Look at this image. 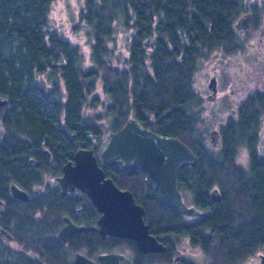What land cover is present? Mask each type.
<instances>
[{"label":"trees","instance_id":"16d2710c","mask_svg":"<svg viewBox=\"0 0 264 264\" xmlns=\"http://www.w3.org/2000/svg\"><path fill=\"white\" fill-rule=\"evenodd\" d=\"M53 1L0 0V96L8 99L0 106V187L16 180L15 175L37 182L28 163L40 155L37 149L45 147L53 156L61 152L58 160H67L80 146H92L85 133L99 130L88 125L104 117L95 113L98 103L88 96L97 87L98 76L103 77L102 90L112 104H106V112L119 118V124L131 108L137 111L142 104L162 113L196 101L193 92H185L204 46L235 49L234 23L244 9L243 0H84L79 23L91 36L87 62L79 48L53 27L49 13ZM118 27L132 30L129 52L123 57L108 48ZM147 38V47L155 38L150 52L145 49ZM42 75H47V84ZM250 102L219 129V148L208 143L210 116L185 115L177 109L161 127L198 157L196 165L183 166L177 173L189 203L203 213L197 221L185 222L183 214L150 189L141 168L135 179H125L151 227L158 233L190 236L206 252L209 264H236L239 258L264 250V154L258 139L264 104L254 110ZM72 132L81 139L75 147L69 141ZM241 148L247 150V168L239 160ZM37 160L45 162V157ZM140 186L145 189L138 191ZM215 188L219 202L211 196ZM49 254V264H63L53 256L56 253Z\"/></svg>","mask_w":264,"mask_h":264},{"label":"flooded vegetation","instance_id":"af4514ba","mask_svg":"<svg viewBox=\"0 0 264 264\" xmlns=\"http://www.w3.org/2000/svg\"><path fill=\"white\" fill-rule=\"evenodd\" d=\"M243 3V12L237 17L235 23L243 15H250L246 28H236L234 23L235 34L238 38L235 41L237 47L229 50L223 44L213 48L204 46V56L199 59L200 62L197 64L194 74L199 69L201 63H205L204 60L214 54L213 58H211L214 61V65L210 67L212 70L210 76L211 78L215 77L214 88H211L210 83H208V92L205 88L198 90L192 78L190 90H187L185 94L191 91L196 95L197 100L182 103V105L186 104L188 106L180 107L173 105L160 113V109L156 110L152 107L144 108L142 104L138 107L137 111L131 108L125 122L119 124V118L114 119L111 113L107 114L106 112V104L112 105L111 103L109 104L110 97L107 93L102 90V93L105 94L104 97L93 94L95 90L88 93L89 98L98 103L96 108H94L95 113L105 117L100 118V120H103L105 128H103V125L100 126L99 122L96 121L99 120L98 118L95 119L94 126L88 125V127H96L99 133H94L92 130L85 133V137L92 145L86 149H92L99 165L104 170L105 177L111 178L120 189H129L125 187V179H135L134 176L139 172L140 168L145 172L144 168L140 163H136L132 170L125 169L121 162H116L112 165L107 164L103 161L101 153L108 145L112 133L119 130L129 119H136L142 127L149 128L155 133L171 136L163 133L161 127L167 125L168 117L172 111L180 109L181 114L185 115H192L194 113L207 115L210 116L209 122H212L208 126L211 130L208 143L213 148H219V129L224 127L229 116H234L241 105H245L247 100H252L250 105L254 110H257L264 104V89L255 86V84L249 86L252 83L251 80L255 79L256 81L259 76L264 75V0H243ZM250 29L254 31L252 30L251 32ZM258 31L259 37L256 43H249L247 39L248 37H252L250 33ZM254 36L257 37V34H254ZM154 42L155 38L150 43L151 47H147L148 38L144 40L145 49L148 52L152 50ZM243 56L246 59L243 60ZM223 59L225 61L220 67L219 63ZM249 62L252 63V67L248 65ZM236 63L240 66L245 65V67H248V80H243L241 75H236V73H240L238 71H227V67L230 64ZM224 86L225 90H229L224 93V95L226 94L224 100L230 98L232 104H235L229 109L226 108L229 100L224 102L222 100L223 95L219 96L217 94L219 89ZM47 98H52L49 92L47 93ZM88 111L90 112V109ZM218 114L223 115L220 120L216 118ZM259 125L261 126L258 136L260 152L262 148L264 150V145L261 144V138L264 134V113L260 116ZM79 137L76 132H72L69 135V141L74 147L79 144L81 140ZM173 137L179 138L178 136ZM27 140L32 142L30 138ZM80 148L83 147L80 146ZM37 151L40 153L37 158L31 157L28 159L29 165L38 176L37 182L23 181L19 176H14L12 172H7L17 179H12L8 182L7 186L0 187V228L6 230L11 235L9 237L0 231V264H49V256L51 255L49 253L53 252L56 253L53 256L60 259L63 264H76L75 257L77 254L84 255L87 259L93 261L94 264H101L99 257L110 254L119 255L117 260H112L114 264L210 263L206 252L202 247L192 243L190 236L178 233H158V230L152 228L150 222L145 219L143 205L137 201L143 207L142 216L144 223L148 225L149 233L165 247L163 250L144 252L138 247L135 238L114 234L103 235L98 229L74 230L65 237L61 236L60 230L68 222L66 218L75 226H95L98 228V219L102 215V211L98 210L97 206L92 203V199L87 192L81 190L79 187H76L74 192L67 191L65 194L61 192L59 177L63 175V167L66 162L71 161L74 163L75 152L67 160L64 157L58 160V157H61V152L53 156L45 147L37 149ZM39 157H45V162L38 161ZM12 184H15L23 191L24 197L13 194ZM149 188L155 190L151 187ZM178 188L184 202L188 206H194L189 203L188 196L180 188V185ZM144 189L145 187L140 186L138 191ZM131 192L133 194V191ZM183 215L185 216V222H193L197 221V218L202 214L196 216ZM172 232H175V230H172ZM263 255L264 251L262 250L253 251L246 257L239 258L236 264H261ZM112 262L107 259L102 264H111Z\"/></svg>","mask_w":264,"mask_h":264},{"label":"water","instance_id":"95a60500","mask_svg":"<svg viewBox=\"0 0 264 264\" xmlns=\"http://www.w3.org/2000/svg\"><path fill=\"white\" fill-rule=\"evenodd\" d=\"M250 14L240 17L235 23L236 28H246ZM210 87L214 88L215 77L210 79ZM8 99L0 96V106H5ZM107 164L121 162L127 170H132L140 163L146 174L145 183L155 189L158 194L178 212L196 216L203 214L195 206H188L182 199L177 180L178 171L185 165H196L198 161L194 151L181 139L155 133L142 127L136 119H129L117 131L112 133L108 145L101 153ZM61 192H74L76 187L86 191L92 203L102 211L98 219L99 227L75 226L68 218L67 224L60 230L65 237L74 230L98 229L103 234L130 236L137 240L138 247L144 251H160L165 247L149 233L148 225L144 223L143 207L138 204L129 189H120L114 181L105 177L103 168L99 165L92 149L79 148L74 155V163L64 164L63 175L59 177ZM13 194L23 196V191L15 184L11 185ZM212 199L220 201V194L215 188L211 192ZM5 235H11L0 228ZM117 254L100 256L104 260H117ZM261 264H264V255ZM76 264H94L84 255L77 254ZM111 264H114L113 262Z\"/></svg>","mask_w":264,"mask_h":264},{"label":"rangeland","instance_id":"374dc122","mask_svg":"<svg viewBox=\"0 0 264 264\" xmlns=\"http://www.w3.org/2000/svg\"><path fill=\"white\" fill-rule=\"evenodd\" d=\"M83 4H84V0H54L51 4L49 13H50V20H51L53 27L57 28L60 32H62V34L66 38H68L69 42L72 45L79 48L80 52L82 53V55H84L86 57V60L88 62L90 55H91V36H90L89 30H88V27L81 26V23H79V12H80ZM252 30L253 29H250L251 32H252ZM131 32H132L131 29L124 28V27H121V28L118 27V31H116L114 36H113L114 40H111L110 43H108V48L113 50L116 55H119L121 57L127 55L129 52L128 46H129V41L131 39ZM250 34L252 37H248V39H247L248 42L249 43H256V41L258 40V37H259V31L253 32ZM254 34L255 35L257 34V37H255ZM238 55H240V54H238ZM213 56H214V54L210 55L209 58L207 57L204 60L205 63L202 62L199 69L194 74L193 83L198 90L205 88L206 91L208 92V83H209L210 78H211L210 75L212 74V72H211L212 70L210 67L212 65H214V61L211 59V58H213ZM244 59H246L245 56H243V60ZM224 61H225L224 59L222 61H220V63H219L220 67ZM113 63L114 62L111 63L112 66H113ZM115 63H117V62L115 61ZM248 65L252 67V63L249 62ZM87 66H88V68H93V66L89 65V63L87 64ZM87 66H84L85 69L87 68ZM247 68L248 67H245V65L240 66V65H238V63H236V64H230L227 67V71H229V72H230V70L238 71L240 73H236V75H238V76L241 75V78L243 80H245V79L248 80ZM103 69H101V71H100L101 74H104ZM108 72H110V71H108ZM106 75L110 76L109 78L107 77L108 79H110L112 77L111 74H106ZM113 77H117V73H115ZM237 77H235V78H237ZM41 78L43 79L44 84H47L49 82L47 75H42ZM102 78L103 77H101V76L97 77V84H96L97 88L95 89L93 94H98L99 96L104 97L105 94L102 93V87H103L102 81L104 79H102ZM219 81H220V79H219ZM256 81H255V79H253V81L251 80L252 83H250L249 86H253L255 84V86H259V87H262L264 89V75L263 76L261 75V77L259 76L256 79ZM219 85H220V83H219ZM228 91H229L228 89L225 90V86H224V87L220 88L219 92L217 93L219 96L223 95L222 100L224 102H227L229 100L228 105L226 107L227 109H229L232 105L233 106L235 105V104H232V101L230 98H226L227 100H224L225 99L224 96L226 95V94L224 95V93L228 92ZM49 94H50V92H49ZM61 95H62V98H64V95H65L64 90H62ZM222 116L223 115L218 114V117L216 116V118H218L220 120V118ZM102 118H105V117H102ZM98 122H99L100 126H102L104 123L102 119L101 120L99 119ZM103 128H105V125H103ZM261 144L264 145V134L261 138ZM260 152L264 154L263 148L260 150ZM246 158H247V160H246ZM239 160L246 168L248 167V164H249L248 163V156H247V150L245 148L240 149ZM260 250L264 251L263 249H260Z\"/></svg>","mask_w":264,"mask_h":264},{"label":"bare ground","instance_id":"6f19581e","mask_svg":"<svg viewBox=\"0 0 264 264\" xmlns=\"http://www.w3.org/2000/svg\"><path fill=\"white\" fill-rule=\"evenodd\" d=\"M174 209H175V208H174ZM40 235H41V234H40ZM40 235H39V236H40Z\"/></svg>","mask_w":264,"mask_h":264}]
</instances>
